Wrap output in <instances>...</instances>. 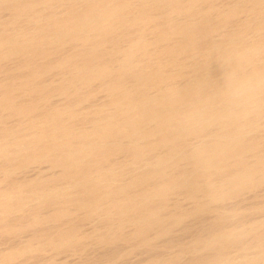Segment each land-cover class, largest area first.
Masks as SVG:
<instances>
[{"label": "rangeland", "instance_id": "1", "mask_svg": "<svg viewBox=\"0 0 264 264\" xmlns=\"http://www.w3.org/2000/svg\"><path fill=\"white\" fill-rule=\"evenodd\" d=\"M244 3L0 0V264H264V171L229 184L264 155V77L237 81L264 66V12ZM180 27L192 55L168 51ZM224 140L245 150L225 171L195 166ZM118 145L144 152L94 162Z\"/></svg>", "mask_w": 264, "mask_h": 264}, {"label": "bare ground", "instance_id": "2", "mask_svg": "<svg viewBox=\"0 0 264 264\" xmlns=\"http://www.w3.org/2000/svg\"><path fill=\"white\" fill-rule=\"evenodd\" d=\"M60 1V0H59ZM212 1V0H211ZM131 2V1H130ZM246 2H247V5L245 6V7H243L245 4H246ZM113 3V2H112ZM171 3V2H170ZM243 3V2H242ZM151 4V3H150ZM176 4H178L177 2H176ZM119 5V4H118ZM174 5V4H173ZM19 6V5H18ZM190 6V5H189ZM243 6H240L239 8L237 7L236 9H233V11H237V10H239V9H241V10H244V11H246V10H248L250 13L252 12V13H255V11L258 13V12H264V0H245V3L243 4ZM30 7V6H29ZM106 7V6H105ZM117 7V6H116ZM180 7V6H179ZM182 7V6H181ZM184 7V6H183ZM23 8V7H22ZM96 8H98V7H96ZM16 9V8H15ZM18 9V8H17ZM23 9H25V8H23ZM95 9V8H94ZM119 10H121V7H117L116 9H114V11H112V12H110L111 10L109 9L107 12H108V14L109 15H111V14H113V13H115L116 11H119ZM183 10V9H182ZM254 11V12H253ZM22 12V11H21ZM100 12V11H99ZM105 13V12H104ZM233 13V12H232ZM86 14H88V13H86ZM85 14V15H86ZM94 14V13H93ZM230 15H231V13H229ZM234 14V13H233ZM99 15V14H98ZM104 15H106V14H104ZM254 15V14H253ZM255 15H257V14H255ZM79 16V15H78ZM95 16V15H94ZM191 16V15H190ZM226 16V15H225ZM83 18H84V16H82ZM82 17H81V19H82ZM86 18H88V17H86ZM85 18V19H86ZM104 20V19H103ZM74 22H75V20H74ZM77 22V21H76ZM138 22V21H137ZM59 23H61V22H59ZM58 23V24H59ZM72 23V22H71ZM79 23V22H78ZM81 23H82V21H81ZM85 23V22H84ZM67 24V23H66ZM88 24V23H87ZM140 24V23H139ZM263 24L264 23H262L261 24V28H263L264 26H263ZM80 25V24H79ZM56 27H55V29L57 28V26H59V25H55ZM145 26V25H144ZM173 26V25H172ZM190 26V25H189ZM66 27V26H65ZM74 27H77V26H74ZM79 27V26H78ZM82 27V26H81ZM130 27V26H129ZM67 28V27H66ZM66 28H65V30H66ZM216 28V27H215ZM260 28V29H261ZM62 29V28H61ZM74 29V28H73ZM76 29V28H75ZM134 29V28H133ZM264 29V28H263ZM262 29V30H263ZM60 30V29H59ZM59 30L57 29L56 31L57 32H59ZM212 30V29H211ZM257 30H259V29H257ZM173 31H175V33H180V34H182V36H183V40H182V44L181 45H176V46H174V49L172 48L171 50H168L169 51V53L170 52H173V53H175V55H177V54H179V53H185V54H187V55H190L191 54V49H188L187 47H189V46H195L196 45V43H197V40H196V38H197V36L196 35H194V29L193 28H190V27H180V28H177V29H174ZM57 32H56V34H57ZM254 32H255V30H254ZM256 32H258V31H256ZM259 32H261L260 30H259ZM73 34V33H72ZM106 34V33H105ZM213 34V33H212ZM58 35V34H57ZM59 36V35H58ZM163 36V35H162ZM166 37V36H165ZM165 37H164V39H165ZM79 38V37H78ZM264 38V37H263ZM254 39V38H253ZM39 40V39H38ZM7 41V43L8 44H11V41H12V38L11 39H8V40H6ZM15 41V40H14ZM232 41V40H231ZM230 41V42H231ZM10 42V43H9ZM264 42V41H263ZM207 43H208V41H207ZM258 43V42H257ZM134 44V43H133ZM138 44H140V43H138ZM176 44V43H175ZM251 45V44H250ZM97 46V45H96ZM134 46H136V45H134ZM173 46V45H172ZM262 46V45H261ZM11 47L13 48V49H10L11 51H17V50H21L19 53H27L28 51H27V48H28V45H23V46H21V45H17V43H14V44H12L11 45ZM26 48V49H25ZM253 48V47H252ZM223 49V48H222ZM23 50V51H22ZM29 50V49H28ZM94 50H96V49H92L91 50V52H92V54H91V57L89 58L90 60L92 59V60H95V56H94ZM15 51V52H16ZM27 51V52H26ZM231 51V50H230ZM18 52V51H17ZM140 52H142V51H140ZM203 52V51H202ZM224 52V51H223ZM227 52V51H226ZM246 53H248V51L246 52ZM225 54V53H224ZM249 54V53H248ZM163 55V54H162ZM174 55V56H175ZM192 55V54H191ZM227 56V55H226ZM238 55H236V57H237ZM252 56V55H251ZM30 57V56H29ZM176 57V56H175ZM181 57V56H180ZM185 57V56H184ZM193 57V56H192ZM209 57V56H208ZM225 57V56H224ZM247 57H248V55H247ZM253 57V56H252ZM87 58V57H86ZM97 58V57H96ZM235 58V57H234ZM250 58V57H249ZM88 59V58H87ZM89 59H88V61H89ZM217 59H219L218 57H217ZM224 59V58H223ZM198 60V59H197ZM221 60H222V57H221ZM226 60H228V59H226ZM229 60H230V58H229ZM228 60V61H229ZM236 60H238V58H236ZM243 60V59H242ZM124 61V60H123ZM206 61V60H205ZM212 61V60H211ZM225 61V60H224ZM201 62V61H200ZM213 62V61H212ZM226 62V61H225ZM227 63V62H226ZM207 64V63H206ZM234 64H235V62H234ZM84 66H85V64H84ZM191 66V65H190ZM203 66H206V65H203ZM230 66V65H229ZM235 66V65H234ZM116 67V66H115ZM244 67V66H243ZM250 67V66H249ZM233 68V67H232ZM78 69V68H77ZM198 69V68H197ZM204 69V68H203ZM202 69V70H203ZM206 69V68H205ZM248 70V69H247ZM250 70V69H249ZM203 71H205V70H203ZM202 71V72H203ZM200 72V71H199ZM198 72V73H199ZM229 72H230V70H229ZM104 73V72H103ZM231 73V72H230ZM233 73V72H232ZM41 74V73H40ZM225 74V73H224ZM229 74V73H228ZM234 74V73H233ZM258 74H260V75H258ZM79 75V74H78ZM204 75V74H203ZM236 75V74H235ZM255 75H257V76H259V77H261V78H263L264 77V66H262V65H259V66H257V67H255L252 71H243L240 75H239V79L237 80V81H241V83H248L249 81H255V77H253V76H255ZM227 76V75H226ZM231 76V75H230ZM105 77V75L104 74H97L96 76H94V77H92V80L93 79H105L104 78ZM200 77V76H199ZM202 77V76H201ZM223 77V76H222ZM228 77V79L230 78L229 76H227ZM193 79H194V77H192ZM197 78H198V76H197ZM253 78V79H252ZM255 78V79H254ZM78 80V79H77ZM81 80V79H80ZM155 80H156V78H155ZM35 81V80H34ZM89 82V81H91V78H88V79H86V82ZM263 81V80H262ZM31 82V81H30ZM200 82V81H199ZM219 83V82H218ZM236 83L237 82H234V80L233 81H229L228 82V86H234L235 87V85H236ZM197 84V83H196ZM258 84V83H257ZM156 85V84H155ZM241 85V84H240ZM244 85V84H243ZM254 85V84H253ZM259 85H260V83H259ZM194 86V85H193ZM216 88H215V90L216 91H218V93H222V92H225L224 91V89H222V86L221 85H219V84H217L216 86H215ZM241 87V86H240ZM257 87V86H256ZM129 88V87H128ZM202 88V87H201ZM232 88V87H231ZM230 88V89H231ZM239 88V87H238ZM248 90H250V92L253 90L252 89V87H251V84L249 83V85H248ZM204 87L202 88V92H204ZM9 90H11V89H9ZM198 91H199V89H198ZM234 91V90H233ZM255 91V90H254ZM199 92H201V91H199ZM58 93V92H57ZM165 93V92H164ZM184 93V92H183ZM205 93V92H204ZM231 93H233V92H231ZM166 94H167V92H166ZM171 94V93H170ZM176 94V93H175ZM187 95V97H185V100H190V99H194L195 100V98L196 97H192L191 96V94L189 93V94H186ZM177 99V98H176ZM4 100V99H3ZM180 100V99H179ZM184 100V99H183ZM208 100V99H207ZM218 101V100H217ZM217 101H216V103H217ZM7 102V101H6ZM181 102V101H180ZM191 102V101H190ZM197 102V101H196ZM260 103V102H259ZM122 104V103H121ZM135 104V103H134ZM149 104H150V102H149ZM188 104H190V103H188ZM229 104V103H228ZM180 105V104H179ZM191 105V104H190ZM260 105V104H259ZM264 105V104H263ZM83 106V105H82ZM125 106H126V104H125ZM173 106V105H172ZM136 107H138V106H136ZM231 107V106H230ZM23 108V107H22ZM257 108H259V107H257ZM135 109H137V108H135ZM168 109H169V107H168ZM133 110V109H132ZM231 110V109H230ZM20 111V110H19ZM148 111V110H147ZM168 111V110H167ZM181 111V110H180ZM232 111V110H231ZM243 111V110H242ZM208 113V112H207ZM213 113V112H212ZM239 113V112H238ZM263 113H264V111H263ZM20 114V113H19ZM209 114V113H208ZM226 115V114H225ZM232 116H233V114H231ZM260 115H262V113H260V114H258V117L260 116ZM211 116H213V115H211ZM211 116H209V117H211ZM264 116V115H263ZM170 117V116H169ZM153 118V117H152ZM212 118V117H211ZM84 119V118H83ZM209 119V121L211 120L210 118H208ZM157 120V119H156ZM207 120V119H206ZM205 120V121H206ZM201 121V120H200ZM173 122H176V120L175 121H173ZM212 122V121H211ZM195 123V122H194ZM193 123V124H194ZM199 123V122H198ZM239 123V122H238ZM137 124V123H136ZM209 125H211L210 123H208ZM236 124V123H235ZM178 125V124H177ZM257 125V124H256ZM208 127V126H207ZM137 128V127H136ZM165 128V127H164ZM170 128V127H169ZM202 128V127H201ZM258 128V127H257ZM157 129H159V128H157ZM162 129V128H161ZM187 129V128H186ZM204 129H205V127H204ZM203 130V129H202ZM201 130V131H202ZM207 130V129H206ZM206 130H204V131H206ZM48 131V130H47ZM159 131V130H158ZM180 131V130H179ZM193 131V130H192ZM197 131H199V129H197ZM115 132V131H114ZM126 132V131H125ZM195 132V131H194ZM198 133H200V132H198ZM206 133V132H205ZM125 134V133H124ZM151 134H153V132L152 133H147V134H145L144 135V138L146 137V136H149V135H151ZM192 134V133H191ZM202 134H203V132H201V136H202ZM36 135V134H35ZM197 135V134H196ZM198 135H200V134H198ZM206 135V134H205ZM204 134H203V136H205ZM225 136V135H224ZM173 136H171V138H172ZM169 138H170V136H169ZM198 138V137H197ZM207 137H205L204 139H206ZM97 139V138H96ZM138 139V138H137ZM166 139H168V136H166V135H164V136H161V138L159 139V142H158V144L159 143H162V142H164V141H166ZM230 139V138H229ZM199 142V141H198ZM111 143V142H110ZM104 144V143H103ZM107 144H108V142H107ZM145 144H147V143H145ZM91 145H92V143H91ZM112 145V144H111ZM113 145H115V144H113ZM242 144H240V142H229L228 140H224V141H221V142H217V143H214V144H211V145H209V146H207V147H203V148H201V149H199V150H197L195 153H194V157H195V166L196 167H200V166H211L212 168H214L215 170H219V168H223V166H225V164L223 163V161L226 159V158H231V157H234L235 155H237V154H240L242 151L241 150H243V152L245 151L244 150V147L243 146H241ZM107 146V145H106ZM116 146V145H115ZM149 146V145H148ZM147 146V147H148ZM256 146V145H255ZM37 147V146H36ZM79 147V146H78ZM89 147V146H88ZM93 147V146H92ZM113 147V146H112ZM129 147V146H128ZM260 147V146H259ZM246 148V147H245ZM146 149V148H145ZM249 149H250V146H249ZM247 151H248V148L246 149ZM64 151V150H63ZM117 151H129V152H131V153H135V154H139V153H143L144 152V150L142 151H140V150H138V149H133V148H124V147H120L119 145L117 146V147H115V148H113L112 150H105V149H98L97 150V153H95V155H94V162H95V160H96V162H98L99 161V159H104V158H106L107 157V155H109V153H111V152H117ZM195 151V150H194ZM96 152V151H95ZM151 152V151H150ZM239 152V153H238ZM118 153V152H117ZM237 153V154H236ZM246 153V152H245ZM94 154V153H93ZM190 154V153H189ZM192 154V153H191ZM241 155V154H240ZM63 156V155H62ZM81 156V154L79 155V156H77V157H80ZM83 156V155H82ZM244 156V155H243ZM136 157V156H135ZM260 157V156H259ZM259 157H257V158H259ZM262 157V156H261ZM143 158V157H142ZM80 159V158H79ZM82 159V158H81ZM101 159V160H102ZM166 159V158H165ZM63 161L65 162L66 160H64L63 159ZM164 161V160H163ZM258 161V160H257ZM256 161V162H257ZM66 163V162H65ZM88 163V162H87ZM166 163V162H165ZM239 163V162H238ZM257 163H259L258 165L255 163V164H253V165H257V167L256 168H253V169H250L249 168V170H247L246 168H244V169H246V171L245 172H237V176L235 177V173L234 174H232L233 172L231 171V174L233 175V177L234 178H230V179H232V180H230L229 181V184L230 185H235L236 183H238V182H244V184H246V185H249L250 184V175H251V173H252V171H257V170H263L264 171V155H263V158H261ZM89 164V163H88ZM91 164V163H90ZM241 164V163H240ZM246 164V163H245ZM244 164V165H245ZM85 165V164H84ZM95 165H96V163H95ZM239 165V164H238ZM248 165V164H247ZM252 165V166H253ZM88 166H90V165H88ZM73 165H70V166H68V167H66V171L68 172H71V174L73 175L74 173H73ZM229 167V166H228ZM92 168V167H91ZM91 168H88V170L89 169H91ZM221 168V169H222ZM227 168V167H226ZM241 168V167H240ZM243 168V167H242ZM241 168V169H242ZM224 169H225V167H224ZM224 169H222V170H224ZM227 169H229V171L228 172H230V167L229 168H227ZM240 169V170H241ZM86 170V169H85ZM217 170V171H218ZM221 170V171H222ZM226 170V169H225ZM224 170V171H225ZM90 171V170H89ZM234 171V170H233ZM88 172V171H87ZM223 172V171H222ZM195 173V172H194ZM193 173V174H194ZM224 173V172H223ZM240 173V174H239ZM65 174V173H64ZM226 174H227V172H226ZM228 175V174H227ZM253 176V175H252ZM184 177H186L185 175H184ZM183 177V178H184ZM252 178V177H251ZM185 179V178H184ZM183 179V180H184ZM196 179V178H195ZM90 180V179H89ZM181 180V179H180ZM252 180V179H251ZM137 181H139V180H137ZM88 182V181H87ZM134 182V181H133ZM178 182V181H177ZM182 182H184V181H182ZM253 182V181H252ZM251 182V183H252ZM109 183V182H108ZM176 183V182H175ZM185 183V182H184ZM125 184V183H124ZM177 184V183H176ZM180 184H181V182H180ZM179 183H178V185H180ZM183 184V183H182ZM241 184H243V183H241ZM118 185V184H117ZM127 185V184H126ZM123 186V187H119V191H125V190H127L128 189V187H132V186ZM135 185V184H134ZM178 185H176V186H178ZM185 185H188V184H185ZM184 185V186H185ZM119 186V185H118ZM181 186H183V185H181ZM90 187V186H89ZM94 187V186H93ZM236 187V186H235ZM97 188V187H96ZM95 188V189H96ZM102 188V187H101ZM115 188H117V186L115 187ZM94 189V190H95ZM170 189V188H169ZM93 191V190H92ZM98 192H99V189L97 190ZM106 191V190H105ZM116 191V190H115ZM103 192V191H102ZM110 192V191H109ZM48 194V193H47ZM58 194V193H57ZM86 194H87V192H86ZM103 194V193H102ZM152 194V193H151ZM81 196V195H80ZM84 196V195H83ZM38 197V196H37ZM90 197V196H89ZM103 197H105V196H103ZM55 198V197H54ZM91 198V197H90ZM92 199V198H91ZM118 199V198H117ZM152 199V198H151ZM85 200H86V198H85ZM84 200V203L87 205V203H86V201ZM127 200V199H126ZM80 201H81V199H80ZM83 201V200H82ZM94 201V200H93ZM88 202H92V201H88ZM115 202V201H114ZM72 203V202H71ZM76 203V202H75ZM78 203H80L79 201H78ZM76 204V205H79V204ZM83 203V202H82ZM82 203H80V205L79 206H81L82 205ZM84 203H83V206H84ZM126 203V202H125ZM6 204H8V202L6 203ZM85 205V206H86ZM121 205V204H120ZM83 206H81V207H83ZM117 206V205H116ZM122 206V205H121ZM121 206H119V207H121ZM87 208V207H86ZM91 208V207H90ZM64 211V210H63ZM63 211H59V213H61V212H63ZM58 212H57V215L59 214ZM62 214V213H61ZM56 215V214H55ZM59 216V215H58ZM139 217H141V216H139ZM141 222H143V223H145V222H148L147 221V217L145 218L144 216L143 217H141V220H140ZM150 222V221H149ZM151 224V223H150ZM9 225V224H8ZM144 227H146L147 226V224H146V226H145V224L143 225ZM149 226V225H148ZM140 227V226H139ZM142 227V226H141ZM7 229V228H6ZM73 230V229H72ZM142 230V229H141ZM70 232H72V231H70ZM139 234L141 233V232H139V230L137 231ZM70 240V239H69Z\"/></svg>", "mask_w": 264, "mask_h": 264}]
</instances>
